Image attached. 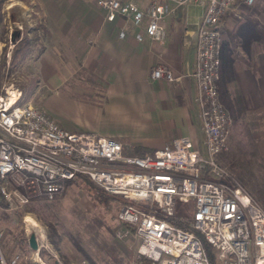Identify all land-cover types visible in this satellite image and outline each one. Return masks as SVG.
<instances>
[{
    "label": "built area",
    "instance_id": "built-area-1",
    "mask_svg": "<svg viewBox=\"0 0 264 264\" xmlns=\"http://www.w3.org/2000/svg\"><path fill=\"white\" fill-rule=\"evenodd\" d=\"M239 2L250 5L253 0H148L143 7L134 0H96L106 19L122 15L134 24L143 21L144 33L157 41L166 36L169 14L189 3L204 7L191 73L203 148L188 136H179L150 154H124L118 140L68 131L33 103L21 101V90L13 83L0 84V200L11 209L34 196L51 199L66 180L82 175L124 200L118 218L134 228L137 255L150 264H213L204 242L218 264H264V209L214 158L226 147L231 124L217 87L218 22ZM13 23L21 27L18 21ZM12 29L10 25V33ZM125 34L122 30L119 35ZM135 37L140 40L142 33ZM150 75L168 81L178 77L163 64L154 66ZM187 203L191 212L185 218L191 229L169 219ZM42 233L35 230L39 247L44 245L43 229ZM19 258L17 252L8 258L0 248V264H17Z\"/></svg>",
    "mask_w": 264,
    "mask_h": 264
},
{
    "label": "crops",
    "instance_id": "crops-1",
    "mask_svg": "<svg viewBox=\"0 0 264 264\" xmlns=\"http://www.w3.org/2000/svg\"><path fill=\"white\" fill-rule=\"evenodd\" d=\"M34 1L43 21L32 31L38 88L51 98L49 112L42 109L46 114L68 131L118 140L124 154H150L179 136L203 148L197 86L191 75L201 4L189 3L169 14L166 36L157 41L144 33L143 21L134 24L122 15L106 19L96 0ZM134 1L141 7L148 2ZM251 5L237 3L218 22V93L243 109L247 134L264 158V9L257 0ZM122 30L126 34L120 37ZM158 64L178 77L152 78L150 72Z\"/></svg>",
    "mask_w": 264,
    "mask_h": 264
},
{
    "label": "rangeland",
    "instance_id": "rangeland-1",
    "mask_svg": "<svg viewBox=\"0 0 264 264\" xmlns=\"http://www.w3.org/2000/svg\"><path fill=\"white\" fill-rule=\"evenodd\" d=\"M257 4L264 9V0H257ZM0 14L5 31L3 40H0V84L13 83L21 90L23 101L33 103L41 110L46 109L44 111L48 113L51 98L41 94L42 90L38 88L39 77L34 63L37 44H34L36 33L32 29L40 27V22H43L38 4L34 0H0ZM14 21H18L21 27ZM10 25L13 29L9 41ZM24 37L31 39L33 49L25 53L24 60L18 62L17 56L12 64L14 47ZM241 117L234 120L230 115L226 147L214 158L250 191L264 209V158L254 149L253 137L247 134L246 124L249 122ZM105 197L102 200L84 181L77 180L65 184L62 191L51 199L38 196L11 209L0 204V246L3 254L19 253L17 264L26 260L27 264H42L38 257L46 264H53L54 260L62 264H77L87 260L85 254L97 261L112 255L120 256L121 263L129 264L137 256L138 238L119 220V200ZM186 211L190 213L191 206L185 211L177 208L180 214ZM40 225L44 230V245L35 252L29 248L28 240L24 244L19 237L23 234L27 239L28 233L35 232L33 228ZM126 230L128 232L124 234ZM17 239L25 246L24 253Z\"/></svg>",
    "mask_w": 264,
    "mask_h": 264
},
{
    "label": "trees",
    "instance_id": "trees-1",
    "mask_svg": "<svg viewBox=\"0 0 264 264\" xmlns=\"http://www.w3.org/2000/svg\"><path fill=\"white\" fill-rule=\"evenodd\" d=\"M2 16L0 14V40H3V37H4V29L2 28ZM40 25H41V22H40ZM10 32L8 34V38H9V41H10ZM33 49V44L31 42V39H28L26 37H24L15 47H14V50H13V59H12V64L16 61L17 59V56H19L18 58V62L19 61H22L24 60V58L26 57L25 53H27L28 51L32 50ZM4 65V60L2 61V66ZM219 84H220V80L218 79V89H219ZM219 92V91H218ZM220 96V100L223 102L224 99H223V96L221 95V93L219 94ZM25 98L22 96V101L24 100ZM223 104L225 105V107L227 108V110L229 111L230 115H232V118L234 120H237L238 118H240L243 114V109H240L238 108L237 106L235 107V105L233 103H227V102H223ZM144 153H140L139 155H143ZM77 180H80V181H84V183L87 184L88 188H90L93 192L96 193L97 196L99 197H102V200L104 198H106L105 196H111L113 198H116L119 200V203L120 205L124 202V200L120 197V196H116V195H112V194H109L107 192H105L102 188H99L98 186H96L94 184V182L92 180H90L88 177L86 176H76L72 179H68L65 181V184H69V183H72L74 181H77ZM108 195H107V194ZM35 198V196L33 197ZM256 199V198H255ZM106 200V199H105ZM257 200V199H256ZM0 204L1 205H4V206H7V204L1 199L0 200ZM190 203H187V204H182V205H179L180 208L183 209V211H185L188 207H190ZM187 217V211L186 213L183 214H180L178 212L175 213V215L169 217V219L175 223H177L179 226L183 227V228H186V229H191V227L189 226L188 224V221L187 219L185 218ZM124 224V226L133 231L134 232V228L128 224H126L125 222H122ZM15 235H18V234H15ZM19 240L23 241L24 244H27V239L25 238L24 239V236L23 234L19 237ZM18 239H17V242H20ZM26 242V243H25ZM205 244V248L210 256V259L212 261L213 264H218L214 261L213 259V251L211 249V246L207 243V242H204ZM21 246V247H20ZM20 246L19 248L22 250V252L25 250V246L23 245L22 242H20ZM24 246V248H23ZM80 248V247H79ZM24 253V252H23ZM86 257H87V260L91 263V264H123L121 263V258L120 256H115V255H112L110 257H105L102 261L101 260H98L97 259H93L90 255H87L85 254ZM28 261H23L21 264H27ZM53 264H59L57 260H54L53 261ZM129 264H150V261L145 258V257H140V256H136L135 258H133L131 261H129Z\"/></svg>",
    "mask_w": 264,
    "mask_h": 264
},
{
    "label": "water",
    "instance_id": "water-1",
    "mask_svg": "<svg viewBox=\"0 0 264 264\" xmlns=\"http://www.w3.org/2000/svg\"><path fill=\"white\" fill-rule=\"evenodd\" d=\"M27 240H28L29 248L32 251L38 252L40 247H39V243H38V240H37V237L34 231H30L28 233Z\"/></svg>",
    "mask_w": 264,
    "mask_h": 264
},
{
    "label": "bare ground",
    "instance_id": "bare-ground-1",
    "mask_svg": "<svg viewBox=\"0 0 264 264\" xmlns=\"http://www.w3.org/2000/svg\"><path fill=\"white\" fill-rule=\"evenodd\" d=\"M35 226H37V225H35ZM31 228H33V227H31ZM36 228H33V229L36 230V232L42 233V227H41V225L39 227H36Z\"/></svg>",
    "mask_w": 264,
    "mask_h": 264
}]
</instances>
